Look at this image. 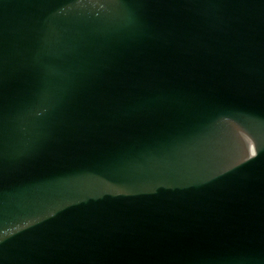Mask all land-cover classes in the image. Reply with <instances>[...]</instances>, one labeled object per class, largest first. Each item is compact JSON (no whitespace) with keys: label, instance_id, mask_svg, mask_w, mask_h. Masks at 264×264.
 <instances>
[{"label":"water","instance_id":"water-1","mask_svg":"<svg viewBox=\"0 0 264 264\" xmlns=\"http://www.w3.org/2000/svg\"><path fill=\"white\" fill-rule=\"evenodd\" d=\"M0 264H264V0H0Z\"/></svg>","mask_w":264,"mask_h":264}]
</instances>
